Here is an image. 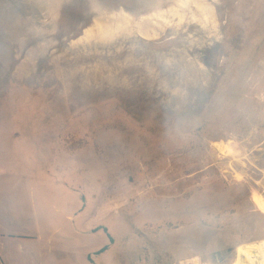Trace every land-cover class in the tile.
<instances>
[{
  "label": "rangeland",
  "instance_id": "1",
  "mask_svg": "<svg viewBox=\"0 0 264 264\" xmlns=\"http://www.w3.org/2000/svg\"><path fill=\"white\" fill-rule=\"evenodd\" d=\"M240 1L231 43L220 0H0V264H239L264 244V115L235 126L197 106L215 76L198 45L234 52L221 68L260 46L246 22L261 0ZM186 181L247 191L197 208Z\"/></svg>",
  "mask_w": 264,
  "mask_h": 264
},
{
  "label": "flooded vegetation",
  "instance_id": "2",
  "mask_svg": "<svg viewBox=\"0 0 264 264\" xmlns=\"http://www.w3.org/2000/svg\"><path fill=\"white\" fill-rule=\"evenodd\" d=\"M239 8L241 9L240 0H220L219 5L215 7L218 15H220L222 10H229L233 12V19L229 22L230 31L225 35L228 42L231 43L234 42V40H237V34L239 33L240 29L242 30L240 25L241 23L238 20L239 17H242V15L238 14V12L242 10ZM256 17L257 19L254 20V22L251 23L252 18L246 22L250 25L249 33L246 39L248 38L250 40H254L256 37H259L257 43L259 42L260 46L253 47L252 53L244 56L242 59L240 56H238L240 62L237 66L235 65L231 68H221L223 59L229 58L234 52L225 53L224 48H222L220 44H210L207 42V45H198L196 47L195 55L202 58L201 61L202 64L206 65V70L209 71L210 74L215 75L212 78L214 79L213 84L209 86L211 89L207 91L206 97L205 93L202 94V99L198 101L197 105L203 108H209L211 105L216 107L212 112V115L209 117L213 122H223L224 124L233 123L235 126H239L238 124H240L242 120H245L247 123L256 124L260 122L261 114L264 115V0H261V3L258 6V11L255 15V18ZM171 38L172 37H168L165 39V41H168ZM246 39L243 38L244 41ZM240 54L244 55L245 53L240 52ZM234 64H236V62H234ZM37 80H39V78H37ZM236 111L237 115L235 116L234 114ZM262 124H264V121ZM197 129L198 127L195 128V130ZM212 129H215V127L210 128V130ZM209 133L210 132L204 134L210 136L211 134ZM204 134L198 133L199 139H193L191 136V141L194 142V145L201 147H198V149L195 150L197 152L196 154H199L200 152L198 151L203 148L200 145V140L202 141L206 139ZM213 135V141H219L218 136H220V134ZM212 139H209V144L213 142ZM171 140L172 138L169 137L167 148L170 147V151L172 153L175 151L176 145L173 146ZM187 142H189V139ZM186 145L187 144H184V147L180 148L181 150L184 148L180 155H185V164L187 166V158L190 154H192L193 151L189 152V148L185 147ZM259 162L264 168V155ZM202 172L203 169L197 171L195 174H200ZM184 185L185 188L182 193L184 195L182 197L185 199V202L192 201L194 205H197V208L204 207L207 204L206 202L209 200L208 197L213 198V196H215L212 204L213 209H218L220 206H224L226 203H228L229 206V204L235 203V201L243 193H245V191H247L246 185H232L231 189H224L222 191L219 189H213L214 191H217V194L219 195L214 194L215 192H208V196H206L204 190H199L196 192L193 189L194 187L189 184V181H186ZM192 189L195 191V193L191 195V193L194 192H190Z\"/></svg>",
  "mask_w": 264,
  "mask_h": 264
},
{
  "label": "bare ground",
  "instance_id": "3",
  "mask_svg": "<svg viewBox=\"0 0 264 264\" xmlns=\"http://www.w3.org/2000/svg\"><path fill=\"white\" fill-rule=\"evenodd\" d=\"M238 261L239 264H264V244L243 247L240 249Z\"/></svg>",
  "mask_w": 264,
  "mask_h": 264
},
{
  "label": "water",
  "instance_id": "4",
  "mask_svg": "<svg viewBox=\"0 0 264 264\" xmlns=\"http://www.w3.org/2000/svg\"><path fill=\"white\" fill-rule=\"evenodd\" d=\"M104 1L108 4L110 10H113L115 12L118 11L117 9H119L120 11H126L127 10V7L133 4V0H104ZM142 1L145 2V0H139V2H138V4L140 6H142L140 4V3H142ZM145 12H146V10H141L140 9L138 14L136 12H134V13L132 12L133 13L132 16L142 17L143 18V17H146L148 15H151V13H145Z\"/></svg>",
  "mask_w": 264,
  "mask_h": 264
},
{
  "label": "trees",
  "instance_id": "5",
  "mask_svg": "<svg viewBox=\"0 0 264 264\" xmlns=\"http://www.w3.org/2000/svg\"><path fill=\"white\" fill-rule=\"evenodd\" d=\"M81 17L82 16H81V10H80V8L79 7L72 6L71 9L68 11V14L66 15V17H65L64 20H65V23L67 24L70 21L76 20V19H80ZM63 28H65V25H63Z\"/></svg>",
  "mask_w": 264,
  "mask_h": 264
},
{
  "label": "built area",
  "instance_id": "6",
  "mask_svg": "<svg viewBox=\"0 0 264 264\" xmlns=\"http://www.w3.org/2000/svg\"><path fill=\"white\" fill-rule=\"evenodd\" d=\"M197 263L200 264L199 261H197ZM197 263H194V261H193V263L191 262V263H188V264H197Z\"/></svg>",
  "mask_w": 264,
  "mask_h": 264
},
{
  "label": "crops",
  "instance_id": "7",
  "mask_svg": "<svg viewBox=\"0 0 264 264\" xmlns=\"http://www.w3.org/2000/svg\"><path fill=\"white\" fill-rule=\"evenodd\" d=\"M263 240V239H262Z\"/></svg>",
  "mask_w": 264,
  "mask_h": 264
}]
</instances>
